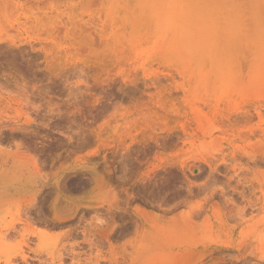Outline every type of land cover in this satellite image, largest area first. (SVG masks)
<instances>
[{"label":"rangeland","instance_id":"rangeland-1","mask_svg":"<svg viewBox=\"0 0 264 264\" xmlns=\"http://www.w3.org/2000/svg\"><path fill=\"white\" fill-rule=\"evenodd\" d=\"M0 264H264V0H0Z\"/></svg>","mask_w":264,"mask_h":264},{"label":"bare ground","instance_id":"bare-ground-1","mask_svg":"<svg viewBox=\"0 0 264 264\" xmlns=\"http://www.w3.org/2000/svg\"><path fill=\"white\" fill-rule=\"evenodd\" d=\"M216 1V0H215ZM227 2H229V1H227ZM240 2V1H239ZM226 3V2H225ZM252 3H253V0H252ZM209 5V4H208ZM244 5H246V4H244ZM227 6H228V4H227ZM233 6V5H232ZM211 7V6H210ZM242 7V6H241ZM244 8V7H243ZM248 8V7H247ZM226 10V9H225ZM249 10V9H248ZM253 11V10H252ZM198 12H200V11H198ZM225 11H223V13H224ZM231 12V11H230ZM239 12H241V11H239ZM215 13V12H214ZM246 13V12H245ZM219 14V13H218ZM162 15V14H161ZM226 15V14H225ZM245 15V14H244ZM164 16V15H163ZM232 16V15H231ZM163 18V17H162ZM217 19H219V18H217ZM146 21V20H145ZM200 22V21H199ZM222 24V23H221ZM244 28V27H243ZM244 32V31H243ZM222 35V34H221Z\"/></svg>","mask_w":264,"mask_h":264}]
</instances>
